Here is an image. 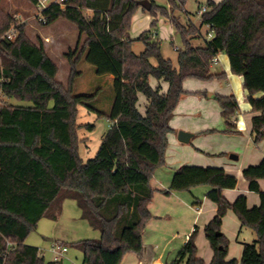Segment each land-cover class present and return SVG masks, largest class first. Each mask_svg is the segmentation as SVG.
Instances as JSON below:
<instances>
[{
    "label": "trees",
    "instance_id": "1",
    "mask_svg": "<svg viewBox=\"0 0 264 264\" xmlns=\"http://www.w3.org/2000/svg\"><path fill=\"white\" fill-rule=\"evenodd\" d=\"M30 1L35 4L37 0ZM93 1L65 0L63 7L51 3L44 9L46 24L61 18L79 31L77 46L65 53L67 84L57 81L58 66L44 41L40 37L31 40L25 24L0 8V95L29 102L0 103V264H62L46 259L26 238L40 219L57 218L64 199L75 200L81 217L99 231L98 238L71 242L81 251L82 264H119L130 251L142 255V231L152 216L148 205L155 191L151 179L164 164L167 134L172 131L169 121L186 93L183 80L223 77L224 73L211 71L220 52L264 61V0H206L200 26L207 25L211 36L201 44L193 43L202 37L200 27L182 24L168 12L183 9L186 0H168L169 8L151 1L148 11L156 14L159 10L169 17L183 38V47L177 49V67L162 55L160 41L149 29L135 38L144 43L142 52L132 50L135 39L130 28L139 0H109L106 8L91 6ZM88 8L90 15L85 14ZM13 23L17 35L9 40L6 33ZM83 57L98 75L113 76L114 89L108 113L92 108L112 123L95 155L86 160L79 152L78 107L96 94L73 93ZM150 76L167 82V90L161 91L159 84L152 86ZM140 94L146 100L143 112L138 107ZM214 98L225 122L223 131L237 133L234 119L239 102L235 95L214 94ZM252 110L251 136L257 144L264 140V99ZM242 173L249 189L259 194L258 205L248 207L244 194L229 202L222 190L234 188L237 177L216 166L181 165L162 190L167 194L201 184L211 187L206 196L217 208L204 226L213 251L209 264H264V190L258 183L264 178V158ZM229 209L242 225L256 232L255 240L242 242L240 259H226L229 240L221 223ZM197 229L165 264H205L196 256Z\"/></svg>",
    "mask_w": 264,
    "mask_h": 264
},
{
    "label": "crops",
    "instance_id": "2",
    "mask_svg": "<svg viewBox=\"0 0 264 264\" xmlns=\"http://www.w3.org/2000/svg\"><path fill=\"white\" fill-rule=\"evenodd\" d=\"M108 5L109 0L91 2V6L102 8H106ZM87 10L90 11L88 12L90 15L91 9ZM137 11L144 14L143 18L136 19L137 26L143 24L144 18L151 19V16L145 12L148 10L143 9L142 6ZM134 19L135 14L132 17L131 28L134 27ZM153 21L149 23L150 27L144 25L132 35L130 28L131 38L135 39L142 31L148 29L157 38V32L153 31L156 20ZM205 26L208 28L207 25ZM201 36V38L194 39L193 42L201 44L204 38H209L202 33ZM53 39L52 35L44 37L45 48ZM215 59L211 66L221 64L224 71L220 73H224L223 80L227 86L219 89L216 84L218 79L186 78L183 80L182 87L186 93L180 97L169 121L172 131L167 134L164 164L156 168L151 179V185L155 191L148 205L152 216L142 231V242H144L142 255L131 251L126 252L119 264H165V262L173 260L196 226L198 228L195 238L196 256L205 260V264H209L211 261L213 251L204 234V226L214 216L217 208L215 202L206 196L211 187L201 184L189 189L170 191L167 194L162 191L168 188L174 169L181 165L222 167L226 173L237 177V184L234 188L222 190L224 197L229 202H234L239 195L244 194L248 207L259 204V194L249 189L248 181L242 172L246 166L257 164L264 158V140L256 144L251 136V117L255 113L252 107L264 99V80L256 78L261 69L258 63L262 59L230 56L223 52L218 53ZM108 77L111 80L113 78L112 75H108ZM149 83L152 86L159 84L161 91H166L168 88L167 82L158 81L152 76L149 77ZM234 93L239 102V109L234 119L238 132L227 133L223 131L226 126L220 113V106L215 102L214 94ZM145 103L144 98L142 105L145 106ZM180 130L191 132L192 135L188 142L178 140L177 133ZM258 183L260 189L264 190V178H259ZM171 215L181 221L180 226H163L158 222L163 216L170 217ZM221 229L229 240L226 255L228 260L240 259L243 250L242 242H251L256 239L255 230L242 225L232 209H229L222 218ZM51 244L52 242L47 248L50 249ZM67 253L68 251L59 260L69 258ZM79 262L82 264V253Z\"/></svg>",
    "mask_w": 264,
    "mask_h": 264
},
{
    "label": "rangeland",
    "instance_id": "3",
    "mask_svg": "<svg viewBox=\"0 0 264 264\" xmlns=\"http://www.w3.org/2000/svg\"><path fill=\"white\" fill-rule=\"evenodd\" d=\"M150 1H153L157 6L169 8L168 0ZM204 6H206V0H186L183 9H175L173 11L170 8L171 10L168 9V12L170 11L176 16L182 24H187L188 22L196 24L200 27L201 33L204 36H207L208 28L205 25L199 26L201 9ZM0 8L6 14L14 16V18L15 15H19V23L25 24L26 34L31 40L36 42L39 37L43 40L45 36H53L54 39L46 47V50L50 58L58 66V72L56 75L57 81L67 84L69 64L64 52L67 53L77 46L79 38L77 27L61 18L49 24L38 22L35 18V5L30 0H2ZM88 12L90 11L86 9L85 14L88 15ZM145 12L151 16V19L147 20L144 18L143 24H139V26L136 24V19L140 17L143 18L144 14L137 10L134 13L135 22L133 24L134 27L131 28V35L132 33H136L140 27H143L144 25L149 26V23L155 19L156 26L153 31L157 32L156 37L160 41L161 53L164 57L169 58L173 65L177 67V55L179 53L177 52V49L183 47V38L181 34L176 30L175 26L170 21V18L161 14L159 10L156 11V14L149 11ZM83 39L84 35L80 39L79 46H81ZM193 43L197 44L196 42ZM143 49L144 43L141 40H134L132 42V50L135 53H139ZM151 61L152 63H156L154 58H152ZM259 65L261 69L260 72L257 73L256 78L264 80V61L261 60V62L258 63V66ZM77 68L81 71V74L75 80L73 93L96 94V98L89 101L87 104H80L78 107L77 122L80 124V127H77L76 132L80 138L79 152L81 157L86 160L95 155L97 148L111 123L110 119L106 116H99V113L95 110L103 113H108L110 111L114 100V89L113 81L108 75H98L94 66L87 62L84 57L78 63ZM211 69L213 73L224 71L220 63L213 64ZM212 79H218L216 84L219 89L227 86L223 77H214ZM144 98L145 97L140 94L138 107L141 112L144 110V106L142 105ZM215 102L219 105L216 99ZM0 103L28 104L29 102L0 95ZM88 125H91V127L89 128ZM173 217L174 216L172 215L170 217L163 216L158 222L163 224V226H180L179 224L181 221ZM98 237V230L92 228L87 221L81 217L80 208H78L75 200L64 199L57 218L50 219L44 217L40 219L37 228L28 234L26 243L39 247V251L46 259L50 260L52 258V252L47 247L51 242L63 240L65 241L63 243H66L67 245V257L69 258L62 259V264H80L81 251L71 245V242L83 238Z\"/></svg>",
    "mask_w": 264,
    "mask_h": 264
},
{
    "label": "built area",
    "instance_id": "4",
    "mask_svg": "<svg viewBox=\"0 0 264 264\" xmlns=\"http://www.w3.org/2000/svg\"><path fill=\"white\" fill-rule=\"evenodd\" d=\"M64 1L65 0H37L35 5V18L37 19L38 22L42 24H46L47 22V15L44 13V9L47 8L51 3H56L59 4L61 7L64 6ZM206 6L202 7L201 11H205ZM15 19L17 22H19L20 17L19 15H15ZM17 35L16 31V26L15 24H11L10 27L8 28V31L6 33V37L9 40H13ZM207 36H211V32H207ZM216 59L214 58L213 61ZM112 123V122H111ZM199 210V208H197ZM50 251L52 252L53 260H59L61 259L65 252L67 251V246L63 242L57 241V242H52L50 246Z\"/></svg>",
    "mask_w": 264,
    "mask_h": 264
},
{
    "label": "water",
    "instance_id": "5",
    "mask_svg": "<svg viewBox=\"0 0 264 264\" xmlns=\"http://www.w3.org/2000/svg\"><path fill=\"white\" fill-rule=\"evenodd\" d=\"M139 4H140V6L145 8L146 10H150L151 6H152V2L150 0H139ZM191 135H192L191 132L180 130L177 133V138H178V140H180L182 142H188Z\"/></svg>",
    "mask_w": 264,
    "mask_h": 264
}]
</instances>
